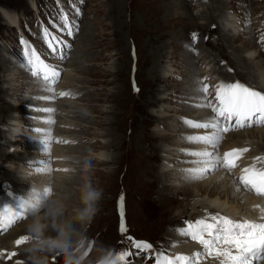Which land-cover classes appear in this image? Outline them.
Wrapping results in <instances>:
<instances>
[{"label":"rangeland","instance_id":"374dc122","mask_svg":"<svg viewBox=\"0 0 264 264\" xmlns=\"http://www.w3.org/2000/svg\"><path fill=\"white\" fill-rule=\"evenodd\" d=\"M199 1L0 0V181L6 180L4 175L17 179V182L10 183L13 184L10 190L0 187V192L5 191L8 199L4 205L16 207L21 199L29 195L31 188L36 187L34 186L35 181L40 180V184H45L49 182V177L51 181L48 189L51 190V194L48 196L49 202L47 204L43 202L44 207L50 203L54 190L62 194L74 193L75 186L80 182V179L78 175L71 180L67 179L71 174L69 173V163L64 158L72 156L87 158L91 161L89 176L92 183L103 191L100 211L90 227V234L93 237L115 246L118 250L131 251L133 256L129 257V260L136 258L135 260L139 264L143 258L148 260L151 257V252L135 255L138 250L131 247V242L127 237L146 241L152 244L156 251L163 248L169 255L179 251L171 249L172 245L168 246L172 238H177L180 241L179 244L184 241V244L180 246L194 244L195 247L201 249L200 245L177 235L176 231L171 229L170 215H176V211L178 212L180 207L188 204L183 200L184 197L179 196L186 193L181 191L180 194H177L175 196L176 203L171 205L172 207L165 206L156 192L159 186L158 181H154L146 172L147 170L141 169L143 165L149 166L150 163L160 166V163L166 158L176 165L182 164L178 169L183 173V169L192 167L191 164L186 163L189 161L187 159L192 158L181 150L196 148V145L200 146L188 143L184 138L189 135L202 134L204 130L189 128L192 133L187 132L182 118L193 120L191 115H196L198 111L209 110L195 107L194 103L197 101L191 102L192 100L187 98V101L191 103H189L190 107L194 106V108H190L192 111L189 109V104L185 102L186 93H196L197 81L195 80L196 84L191 86L188 84V80L191 75L195 74H199L202 78L203 74L200 68L204 69L206 66L210 69L211 66L205 61L209 63L215 61V56L218 54L217 48H219L216 46V42L220 31L217 28L219 26L214 23L216 18L215 0ZM246 2L245 0H242L241 3L227 0L224 8L228 14H235V20L239 19V22L242 20V23L240 22L241 30L236 32V35L240 36L236 43L238 47L245 39L257 38L260 40L264 35L261 32V28L264 27V0ZM61 13L66 14L69 22L78 28V31H74L73 36H68L66 31L61 30L63 28L60 20ZM209 24H211L210 27H208ZM252 25L258 27L254 32L255 36L250 32ZM45 28L60 40L71 45V48L66 50V59H60L58 55L51 53L43 38ZM193 34H196L195 40ZM22 39L34 47L42 59L56 65L60 70L61 78L53 86L56 94L71 88V90H77L78 94L74 96H58L57 101L52 103H57L64 109L51 113V116L63 117L67 121H73L75 125L79 124V127H74V124H72L73 127H67L69 125L63 123L44 124L42 122L41 115L48 116L49 114L46 115L39 111L40 109H34V106L39 103L40 105L51 103L40 99L49 94L52 96L53 93L48 91L49 85L42 79L33 77L28 71L22 55L23 46L20 43ZM174 43L177 44L176 48L172 47ZM173 49L178 53L174 59L170 54ZM262 60L264 63V59ZM225 64L222 62V67L227 65ZM171 65H174L173 70L170 73H165L169 66L171 68ZM192 67H196L200 72L193 73ZM153 70L157 71L155 80L149 76ZM230 72L232 73V71ZM259 73H264V65L260 68ZM211 74H213L212 77H215L209 78L206 82H210L209 85H214L220 81V77L217 76V72L211 71ZM10 87H19V90H22L15 93L14 90L9 89ZM192 88L194 89L192 90ZM11 105L18 109L12 110ZM67 112H74V114L71 115ZM134 118L139 126L147 123V134L152 137L151 140L148 139L144 143L139 141L142 139L141 132L134 135ZM13 119L22 121L20 127L23 133H21V137H23V141L27 142H21L11 147L6 145L5 140L9 138L10 126L16 125L12 121ZM35 120H40V124H44L45 127L50 125L54 130L65 131L66 135L64 134L60 138H71L61 139L60 143L49 142L47 149L43 151L40 147L44 144L40 146L41 141L38 140L41 133L34 131V128L37 127V124H34ZM252 128L242 131H249ZM256 128L264 129V126H254L253 129ZM236 132L225 134L219 148L220 152L222 149L242 144V142L238 143ZM166 134L168 136L166 142L154 141V135L163 137ZM42 136L45 135L42 134ZM181 140L183 143L177 148L175 144ZM111 142L120 143H118V147L112 148L107 146ZM260 143V146L264 147V144ZM141 145L144 149L146 148V153L153 152L151 145L157 146L161 153L157 158L149 156L147 161H143L140 152ZM168 149L175 150L169 158L163 152ZM4 151L8 152L6 156L3 154ZM17 152L21 155L28 154L34 157L30 160L24 159L25 161L19 164L13 160V156ZM250 152L247 154L248 156H250ZM177 153L180 156H177ZM114 156L120 157L118 163L111 162ZM104 160H108V162H104ZM49 168L51 171H48ZM162 168L163 166H160V169ZM148 179L150 183L152 182L151 184ZM178 184L180 183H175V185ZM190 187L193 191L195 190L193 184ZM233 187L234 184H232ZM121 194H124V213L128 218L130 230L125 236L118 229L120 215L117 197ZM133 196L137 197V200ZM249 196L251 195L249 194ZM75 201L76 197L73 196L70 202L75 203ZM197 202L189 203V205H195ZM168 207L174 208V210L168 213ZM197 212L200 217L208 213L201 208ZM191 216V213H186L182 218L185 220H181L179 225L180 223L184 225V221L195 220ZM26 219L27 217L18 220L7 230L1 231L0 247L2 246V248H0V252L4 255L0 256V264H4L1 261L2 257L8 258L11 261L10 264L22 262L18 251L13 250L12 241L22 235ZM161 219V222H165L160 224ZM12 233L17 234L16 237L4 242L5 237ZM168 233L171 236L166 237ZM19 247L16 245L17 250ZM11 252L17 253L13 259L8 256V253ZM16 256L19 257L17 258L19 260L15 259ZM6 261L8 260L6 259ZM149 263L151 262H145V264ZM53 264H56L55 260Z\"/></svg>","mask_w":264,"mask_h":264},{"label":"snow or ice","instance_id":"6c2138e0","mask_svg":"<svg viewBox=\"0 0 264 264\" xmlns=\"http://www.w3.org/2000/svg\"><path fill=\"white\" fill-rule=\"evenodd\" d=\"M77 14L79 15L78 9ZM60 20L63 24L61 30L66 31L68 36H73L74 31H78V28L69 22L66 14L61 13ZM43 38L52 54L58 55L60 59H66V50L71 48L70 44L51 34L47 28L43 30ZM195 38L196 34H193V39ZM260 41L264 47V35L261 36ZM20 43L23 46L22 55L28 71L33 77L42 79L49 85L48 91L52 92L53 96L46 99H54L56 93L53 86L61 78L60 70L56 65L42 59L37 50L27 41L22 39ZM208 79L209 77L197 79L196 95L193 99L197 101L195 107L207 109L211 115L199 121L182 118V122L187 127L204 130L202 134L184 138L188 143L203 146L197 150H182L185 155L192 158L186 161L192 167L182 170L184 178L188 182H196L221 171L231 175L239 168V176H233L232 180L235 192L243 190L264 199V155L255 156L248 166L240 167L244 154L250 151L248 147L232 148L223 154L219 151L225 134L254 126H264V92L239 81H219L209 85L206 82ZM69 95L71 94L63 91L59 93L61 97ZM43 111L53 113L55 109L46 108ZM46 123H54V121L49 119ZM35 131L42 132L43 129L37 128ZM49 142L43 141L45 149ZM48 171L51 169L49 168ZM50 194V189L43 193L33 189L27 198L19 201L16 207L8 204L0 207V229L7 230L18 220L28 217L33 210L42 206ZM28 198L33 203H29ZM253 208L259 211L258 221L245 217L233 218L220 212L207 213V210H205L207 214L200 218L184 221L183 227L175 229L176 233L201 246L200 251L191 255H169L163 248L159 251L154 250L153 245L146 241L135 240L132 237L127 239L131 242V247L138 250L135 255L151 252V256L155 258V264H204L205 261H212L215 264H262L264 262V206L256 204ZM118 210L119 230L124 234L128 229L124 219L123 195L118 200ZM24 239V237L17 239L16 245L20 246ZM3 255L0 253V256ZM15 255H17L16 252L8 253L9 257ZM131 256H133L131 251L121 249L117 259L120 264H130ZM17 264H23V262L18 261Z\"/></svg>","mask_w":264,"mask_h":264},{"label":"bare ground","instance_id":"6f19581e","mask_svg":"<svg viewBox=\"0 0 264 264\" xmlns=\"http://www.w3.org/2000/svg\"><path fill=\"white\" fill-rule=\"evenodd\" d=\"M197 1H199V0H197ZM226 1L227 0H215V11L214 12H216L215 13L216 14V18H215V22L214 23L217 26H219L217 28H219L218 30L220 31V34L218 35L217 42H216V46L219 47V48H217L218 54H216V56H215V61H213L211 63H209L208 61H205L206 64L208 63L209 66L212 67V69H211V67H210V69L206 68V66H205L204 69L200 68L201 69V73L203 74L202 78L209 77L210 79H213L215 77V76L212 77L213 74H211V71H213V72H217V76L220 77V81H225V82L239 81V82H241V83H243V84H245L247 86L253 87L255 90L264 92V73H259L260 72V68L263 67V65H264L263 60H262V59H264V47H262L261 41L258 40L257 38H255L253 40H251V39L246 40L245 39L241 43L240 47L236 46V43H238V40L240 38L239 35L238 36L236 35V32L239 31L240 22L242 23V20L239 22V19L235 20V18H236L235 14H228L227 11L225 12L224 8H225V5H226ZM241 1L242 0H234V2H239V3H241ZM245 1L248 2L249 0H245ZM245 11H246V9H245ZM240 17H241V15H240ZM210 25L211 24H209L208 27H210ZM252 26H254V25H252ZM252 26L250 27V32H251V34H253L255 36L254 32H256L255 29H258V27L254 26L252 28ZM261 32L264 33V27L261 28ZM172 47L176 48L177 44H175V43L172 44ZM174 50L175 49H173L172 52L170 53L173 59H174V57L176 58L178 56L177 55L178 53L176 52V50L175 51ZM192 59H194V58L192 57ZM222 62H225L227 65L225 64L226 66L222 67ZM173 68H174V65L173 66L171 65V68L169 66L166 69L165 73H170V71H172ZM186 68L189 69L190 67H186ZM228 69H231L233 74L230 71H228ZM197 71L200 72L196 67H194L193 70H192L193 73L194 72L196 73ZM155 74H157V71L153 70V73L150 74L149 76L150 77L152 76V79L155 80V78H156ZM154 75H155V77H154ZM157 76H159V75H157ZM159 78H160V76H159ZM198 78H200L199 74L198 75L197 74L191 75L190 79L188 80V84L191 85V86L195 85L196 84L195 80L197 81ZM240 79H241V81H240ZM165 80H166V78L164 79V81ZM194 88H192V90ZM9 89L11 91L14 90L15 93H19V91L22 90V89L19 90V87H17V88L10 87ZM71 89L62 90V91L70 93L71 96H74L75 94H78L77 90H71ZM62 91H60V92H62ZM59 93L55 95L54 99H51V98H47L46 99V96H45V98L40 99V100H46L47 102H51V103H49V104L42 103L41 105L39 103L38 105H40V106H38L37 104L36 105L34 104L35 105L34 109H37V110L40 109L39 111L45 113L46 115L49 114L48 116L41 115L40 118L41 119L43 118L42 122L44 124H47L46 121L51 119L54 122L63 123L64 125H69L67 127H70V126L73 127L72 126V124H74L73 121H67V119H65L63 117H59L58 118L56 115L51 116V113L43 111V109H46V108H53V109H55V111H60V110L62 111V109H64L62 106L60 107V105H58L57 103L56 104L52 103L54 101H57V97L59 96ZM149 93H150V91H149ZM151 94H152V92H151ZM186 94H187L186 101H185L186 103H188V104L190 103V101H187V98L191 99L192 100L191 102H193V100H195V99H193V97L196 95V93L194 94V93L190 92V93H186ZM52 96L49 94L47 97H52ZM17 97H18V94H17ZM59 97H61V96H59ZM65 97H68V96H65ZM151 104H154V103L152 102ZM190 104L188 106L189 109L192 107V105L190 107ZM194 104H196V103H194ZM10 108L12 110H17L18 109L17 107H13L12 105H11ZM192 108H194V106ZM68 114L73 115L74 112H70ZM210 115H211L210 111H206V112L205 111H198V113L196 115H191V117L193 118V120L199 121V120L206 119ZM12 121L15 122L16 125H11L10 126L11 130L9 129V132H10L9 133V138L8 139L5 138L6 139L5 140L6 145L8 144L11 147H13V146H15V144H19L21 142L26 143L27 141H23V137H21V133H23V130L20 127L21 124H22V121L20 119H13ZM39 121L40 120H35L34 124H37V127L34 128V129H37V128L43 129L42 132H35V133H41V134H39L40 137L38 139V140L41 141L40 146L42 144H44L43 141H45V140H48V141L53 142V143H60L61 141L58 140L59 141L58 142L56 140V138L64 136V134L66 132L62 131V130L61 131L54 130V128H51L50 125L45 127V125L44 124L41 125ZM134 122H135L134 123V128H133L134 135H135V133L141 132V138L142 139L141 140L139 139V141H142V142L145 143L146 141H148V139L151 140L152 137L151 136L149 137V135L147 134L148 133L147 123H144L143 124L144 126L143 125L139 126V123H136L137 122L136 118H134ZM48 124H50V123H48ZM183 125H185V124H183ZM74 127H79V124H76ZM253 128H252V130H249V131H242L241 130V131H237L236 132V135L238 134L237 136H238V139H239L238 143L242 142V144H240V145L236 144L237 145L236 147H238V148L248 147L250 149V151H251L250 152V156L251 157L249 158L248 161H244L245 157L242 158V160H241L242 165H246V166H248L252 162V160H253V158L255 156L264 155V147L260 146V144H261L260 142H262L264 144V129H259V128L253 129ZM186 131L192 133V130L189 129V127H187V126H186ZM174 132L176 133V131H174ZM184 132H185V129H184ZM42 134L45 135V136H42ZM154 136H155L154 137V141H157L159 143L166 142L167 139H168L167 134H166V136H163V137H159L157 135H154ZM66 138H71V137H65V138H61V139H66ZM0 139H1V136H0ZM256 141H258V142H256ZM133 142H134V140H133ZM118 143H120V142H118ZM118 143L111 142L107 146H111L112 148H115V147H118L117 146V145H119ZM181 143H183L182 140L177 142L175 144V146L178 148L179 146L182 145ZM67 144H69V143H67ZM193 145H195V144H193ZM233 145H235V144H233ZM191 147H194V146H191ZM195 147L196 148H190L189 147L190 149H188V148H184V149L197 150V149H200L203 146L200 145V146L197 147V145H196ZM40 148H42L43 151L46 150L45 149V145H42V147H40ZM151 148H153V152L152 153H146L145 152L146 148L144 149L143 146L141 145L140 152H141L143 161H145V160L147 161V158L149 156H152V158H157L159 156V154L161 153L160 150H158L157 146L151 145ZM230 148H232V147H229L228 149H230ZM254 148H257L259 150L257 151ZM228 149H225V150H228ZM82 150H84V149H82ZM163 152L165 153L164 155L169 158V157L172 156V152L174 153L175 150L168 149V150H163ZM7 153H8L7 151L3 152V154L5 156H6ZM177 154H178L177 156H180L179 153H177ZM247 154H249V152L245 153L244 155H247ZM33 157H34L33 155H28V154L27 155H21L20 153L17 152L16 154H14L13 160L16 161V163L21 164V163H23L25 161L24 159H29L30 160V159H33ZM72 158H75V157L72 156ZM119 158L120 157L114 156V157H112L111 162L118 163ZM39 160H41V159L39 158ZM187 160H191V159L189 158ZM104 162H108V160H104ZM181 165L182 164H177L176 165L174 162H170L169 159L164 158L163 162L160 163V166H163V168H162L163 170L160 169L159 165L157 166L154 163H150L149 166L148 165H146V166L143 165V167L141 168V169H144V171L147 170L146 172L148 173V175L150 177H152L154 179V181H158L159 186L157 187L156 192H157V195L161 198L160 201L163 200V204H165V206L166 205L171 206L173 204L175 205V203H176L175 196L177 194H180L181 191H184L186 193V194H183L184 193L183 192L182 193L183 195H179V196H181V198L184 197L183 200L185 202L187 201L188 204L184 203L185 205H183L182 208L180 207L181 209L179 208L178 212L176 211V213H177L176 215H170L169 214L170 217H171V219L169 221L172 224V228H171L172 230L175 231L176 228L184 226L181 223L179 225V222L181 220L182 221L185 220V218L184 219H182V218L184 217V215L186 213L187 214L191 213V215H192L191 218H195L196 219V216L199 218L200 215L199 216L197 215L199 213V212H197L199 208L203 209V211L211 210V211L224 213V215H227V216H230V217H233V218H241V217L249 218L250 217L249 219H251V220L252 219L253 220L256 219L257 221L259 220V211L257 209H254L253 206L256 205V204L264 206V199H261V198L255 196L253 194H250L248 192L246 193V192H244L242 190L239 193H237V192H235V185L232 188L233 176H237L238 174H240L239 173V168L237 169V171L233 172V174H231V175L229 173L225 172V171H221V172H217L214 175H211L210 177H208L210 179H205V180L196 181V182H188L184 178V173H181L180 170L178 169V167H180ZM242 165H241V167H242ZM129 171H131V170H129ZM4 177H6V178H4L6 180H4V182L0 181V187H4V189L9 188V190H10V188L13 185V184H10V183L17 182V179H15L14 177L6 176V175H4ZM149 179H148V182L151 180V179L150 180ZM45 180H46V177H45ZM50 181L51 180H50V177H49V182L45 183V184L49 185ZM35 182H36V184L34 186H36V187L31 188V190H33V189L35 190L36 189V190L41 191V189L43 187V189L41 191L43 193V192H45L48 189V188L44 187V185H45L44 183L40 184V180L35 181ZM171 182H174V183H171ZM175 183L176 184L180 183V184L175 185ZM192 184L194 185V189H195L194 191L190 187ZM11 191H12V189H11ZM28 191H30V190H28ZM152 192H154V191H152ZM249 194L251 196H249ZM133 198H135L137 200V197L133 196ZM177 199L179 200L178 197H177ZM7 200L8 199L6 198L5 191H1L0 192V207L3 206L5 201H7ZM48 202H49V198L47 197V199L44 201V203L47 204ZM193 202H197V204L190 206L189 203H193ZM232 202H233V205H231ZM159 205H161V204H159ZM43 206H45V204H43ZM168 208H169V210H167L168 213L172 212L174 210V208H170V207H168ZM189 208L191 209L190 212H189ZM176 210H177V208H176ZM165 214H166V212H165ZM187 217H188V215H187ZM176 218H178V219L175 220ZM161 221H162V219L159 221L160 224L165 222V221L164 222H161ZM0 233H1V231H0ZM16 235L17 234L12 233V234L6 236L5 239H4V242H8V241L12 240L14 237H16ZM169 236H171L170 233L166 234V237H169ZM179 242L180 241L177 238L170 239V243H168L170 245H168V246H171V245L173 246L175 244L176 247L173 246L171 249L174 248L175 250H179V251H175L173 249L175 252L171 253V255H175L177 252H179V254L185 253V254L191 255L192 253L201 250L200 248L195 247L193 244L185 246V247L180 246V245L184 244L183 243L184 241H182L180 244H179ZM0 248H2V246ZM180 252H182V253H180ZM0 253H2V252H0ZM17 258H19V257L16 256L15 259H17ZM7 260L8 261H6V257H2V259H1L2 263L10 264L11 261H9V259H7ZM17 260H19V259H17ZM146 261L152 263V262H154V257L151 256V258H149L148 260L143 258L140 262H141V264H145ZM262 264H264V262H262Z\"/></svg>","mask_w":264,"mask_h":264},{"label":"clouds","instance_id":"9594fccd","mask_svg":"<svg viewBox=\"0 0 264 264\" xmlns=\"http://www.w3.org/2000/svg\"><path fill=\"white\" fill-rule=\"evenodd\" d=\"M65 159L71 174L67 179L77 175L80 179L75 192L62 194L54 190L50 203L27 217L18 238L24 237V242L17 250L16 240L12 241L13 250L18 251L23 264H53L54 260L56 264H120L119 250L90 234L103 198V191L94 186L89 176L91 161ZM73 196L75 203L70 202ZM28 202L33 203L30 198Z\"/></svg>","mask_w":264,"mask_h":264}]
</instances>
